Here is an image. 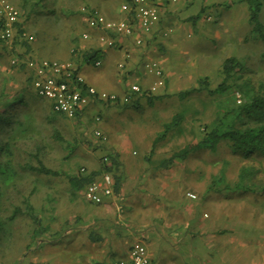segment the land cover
Here are the masks:
<instances>
[{"label":"rangeland","instance_id":"rangeland-1","mask_svg":"<svg viewBox=\"0 0 264 264\" xmlns=\"http://www.w3.org/2000/svg\"><path fill=\"white\" fill-rule=\"evenodd\" d=\"M8 1L21 12L24 31L26 30L25 32L32 37L31 45L38 48L39 57L55 62L74 61L69 52L73 48L79 49V41L82 40L85 29L80 8L90 9V0ZM203 1L195 0V4L203 5ZM210 1H214L215 5H205V10L202 11L204 19H211L210 21L206 20L207 27L203 29V32L194 33L193 39H186V42L183 43L189 56H186L187 59L184 60L186 66L181 70L188 74L183 75L182 80L174 86L179 90H174V94L169 97V105L162 107L163 116L182 115L183 120L179 126L173 127L165 133L162 139L168 143L164 147L168 152L161 156L163 158L159 155L156 157V155V163L168 158L171 152H175L189 143L198 142L205 128H210L218 118L219 111L232 108L242 102V97L236 90L230 89L224 95L212 96L206 89H199V83L204 79H207L210 89L216 88L221 83L223 79L222 64L226 58L236 57L243 65V71L239 74L242 80H250L255 87H258L259 84L264 86V40L251 31L249 23L250 6H260L259 22L264 25V0ZM111 2L119 11L122 0H112ZM17 44L20 42L0 43V97L4 96L3 99L6 96L12 97V94L26 84L25 74L10 60L13 55L12 50L19 49L16 47ZM75 53L77 54V52ZM190 64L193 66L192 72L187 67ZM100 70L93 65L82 64V75L101 89L99 91L112 94L111 85L102 81L97 83ZM104 80L106 81V79ZM27 91L36 103L30 99L27 106L19 107L18 103H15L16 105L10 108L9 113L23 126L18 127L16 123H12L6 126L5 131L0 134L3 141L7 140L5 138L9 130L12 133L16 132V136H18L17 143L13 148L15 150L14 160L8 170L9 172L11 169L12 172H9L6 177H0L2 192L0 198V264H40L39 261H42L43 257L51 255L40 256V252L36 250L38 246L36 241L43 238L38 237L37 224L33 228L31 220H28L24 216L25 213H22L26 210L24 200L28 197L34 210L37 213L40 212L39 206L49 205H46L44 198L49 197L53 190L56 191L52 184L57 183L58 190L61 188L65 190L68 185L66 174L86 172L88 159V155H85L86 149L93 148V152L97 150V147H92L93 143L88 141V139L94 141L95 138L94 129L98 124L94 121L96 112H90L88 116L90 118L85 117L82 124L78 121L63 119L61 116H57V120L54 121L53 116L55 115L49 113L47 101L40 99L33 92L31 94L29 90ZM181 93H185V96L180 97ZM12 99L14 100V98L10 99L13 102ZM160 100L165 99L150 100L145 97L144 106L140 107V112L133 111L127 114L126 118L133 115L140 116L139 114L158 116L159 109L149 106L148 102L154 101L152 103L154 104ZM0 110H3L2 105ZM116 111L121 112L122 110L117 108ZM104 115L108 117L106 113L102 112L103 120ZM114 116L115 120L109 124L113 132L120 131L121 127L128 129L132 125L130 119H125V125H123L121 122L124 116L120 113ZM145 122L141 117H136L135 124L140 128L144 126ZM53 123L60 128L64 142L59 143L52 138ZM114 123L117 124L115 127ZM162 128L157 130V133L162 132ZM22 129L25 130L23 136L20 134ZM129 136L135 139L131 132ZM140 140L142 139L136 137L135 141L129 142V149L134 152L131 158L134 160L142 159L144 156ZM36 152L42 158L45 166L59 172L60 176L49 177L22 170V166L28 160L36 165L33 157L28 155L32 156ZM101 153L99 152L97 155H102ZM186 159L188 171L186 174L187 184L182 192L183 205L186 207L197 205L198 207L195 209L197 217L205 218L203 222L206 223L213 220L214 213L217 211L227 210L230 236L233 238L228 243V246H233L232 254L229 252L230 254L227 256L228 264H264V194L235 191L233 186L238 180V173L245 161L239 156L233 155L226 142L221 143L215 152L194 151ZM0 161L5 162L4 155L0 156ZM95 161H98V157H95ZM255 165L259 166L257 163ZM13 171L16 172V175H13ZM220 176L224 177L222 181H218ZM258 179V181L264 182V171L258 174ZM187 194H193L195 199L189 198ZM15 207H18L21 212L10 221L9 218L13 215ZM132 214L135 215L136 212H132ZM26 223L30 224L29 228ZM121 223L123 228L117 227L119 232L128 227L125 220H122ZM136 225H140L138 220L129 223V227L132 229H136L134 227ZM134 241L133 237H129L127 243L131 245ZM188 243L187 239L180 238L181 246H189ZM216 254V251H212L210 257L216 258ZM50 263L48 261V264Z\"/></svg>","mask_w":264,"mask_h":264},{"label":"crops","instance_id":"crops-1","mask_svg":"<svg viewBox=\"0 0 264 264\" xmlns=\"http://www.w3.org/2000/svg\"><path fill=\"white\" fill-rule=\"evenodd\" d=\"M111 1L90 0V9L108 20L123 19L124 15L119 13ZM209 4L213 6L215 2L204 0L201 5L195 4V0H178L174 4L167 1L158 27L147 35L136 32L144 38V46L140 48L134 45L133 38L120 37L116 38L117 48H102L98 43V36L101 32L88 29L84 23L83 34L88 33L90 39L83 40L82 38L79 41V49L73 48L69 53L74 60L70 62L77 67L86 86L101 90L82 75L83 63L92 66V62L87 63L83 59V54L87 52H97V59L101 62L98 67L101 70L97 83L101 81L108 83L113 88L111 92L119 96L124 95L128 87L133 84L139 85L143 93H146L145 91L154 78L145 72L143 65L147 59H154L158 61L163 70L165 86L153 97L156 100H165L156 101L154 104H152L154 101L148 102L149 106L159 109L158 116L139 114L140 116L133 115L126 118V115L133 111L140 112L144 98L149 97L146 94L132 98L131 103L134 107L92 104L74 119L62 117L81 124L85 117L90 118L88 117L90 112H96L95 117L99 118L98 122L94 119L98 123L94 132L100 131L106 137V141L88 139L90 143H93L92 147L96 146L97 150L93 152V148L86 149L85 155H88V159L84 174L101 171L102 159L108 155L115 159L117 167L116 164L112 165V194L104 197L100 204L94 205L86 201L84 188L74 191L68 182L65 190L62 188L58 190L57 183H54L52 187L56 188V191L53 190L49 197L44 198L46 205H49L39 206L40 212L38 213L34 211V217L38 218V222H32L30 217L24 214L33 223V228L37 224L38 237L43 238L36 241L38 243L36 250L40 252V256L51 254L49 257H43L42 261H39L40 264H48V261L51 262L50 264H113L116 261H129L132 245L127 243L129 237H133L134 242H140L146 247L149 264H196V261H198L197 264H203V262L204 264H228L227 256L233 251V246H228V243L233 238L230 236L227 210L217 211L214 213L213 220L208 223L203 222L205 218L197 217L195 212L197 205L188 207L183 205L182 192L187 184V159L174 160L164 165L163 162L174 153L173 151L162 162H155L156 155V157L158 155L161 157L168 152L164 148L168 143L162 138L158 139L156 135H161V131L157 132L173 118V114L163 116L162 107L169 105V97L174 94V90H179L174 86L182 80L183 75L188 74L181 70L186 66V61L184 62L187 59L186 56H189L183 43L186 39H193L194 33L203 32V29L207 27L202 11L205 10L204 6ZM21 17L20 24L23 25ZM169 30L172 31L168 32ZM31 43L17 44L16 47L19 49L12 50L11 63L13 59L46 60L39 57L38 48L32 46ZM124 53H129L130 59L126 61L125 70L121 72L117 69V65L124 61ZM191 64L187 65L190 72L193 70ZM20 65L21 63L15 66ZM24 71L30 73L28 70ZM31 90L35 94L32 88ZM46 101L49 113H53L50 102ZM117 108L122 111L117 112ZM102 112L108 116L104 115V120L101 117ZM119 113L124 116L121 122L123 125H125V119H130L132 125L128 129L121 127L120 131L115 133L109 124L115 120L114 115ZM136 117H141L146 121L143 127L140 128L135 124ZM53 118L56 121L57 114ZM116 125L114 123V127ZM130 132L135 139L136 137L142 139L140 140L144 150L142 159L131 158L134 152L129 149V142L135 139L129 136ZM99 152H102V155H97ZM95 157H98V161H95ZM76 174L77 172L68 173L66 176H76ZM101 174L99 172L97 178ZM58 176H60L59 172ZM132 212L136 214L133 215ZM122 220H125L128 227L119 232L117 227L123 228ZM135 220L140 222V227L136 225L134 226L136 229H132L129 223ZM29 225L26 223L28 228ZM180 238L187 239L189 246H181ZM212 251L217 252L216 258L210 257Z\"/></svg>","mask_w":264,"mask_h":264},{"label":"trees","instance_id":"trees-1","mask_svg":"<svg viewBox=\"0 0 264 264\" xmlns=\"http://www.w3.org/2000/svg\"><path fill=\"white\" fill-rule=\"evenodd\" d=\"M259 10L260 6H250L251 14L249 17V23L251 26V31L257 34V36L261 40H264V25L259 22ZM18 27L19 29L23 30L22 24H20ZM13 42L16 41L14 40ZM97 58V52H87L83 54V59L87 63H93ZM16 67L23 68L22 70H20L26 76V84L22 86L23 88H20L19 91L12 94V97L14 98V100L12 99L13 102L10 100L12 98L10 96H6L4 99V96L0 97V107L1 105L3 107V110H0V134L5 131L6 126L11 125L12 123H16L18 127L23 126L9 114L10 108L16 105L15 103H18L19 107L27 106L30 100L36 103L35 99H31V97L28 95L29 92L27 91L29 90L31 94L33 92L31 90V88L33 89V81L35 79L33 72H31V70L26 68L24 65ZM24 70H28L30 71V73L28 74ZM242 71L243 65L240 63V61L236 57H229L223 61L221 72L223 79L216 88L210 89L207 79H204L199 83V89H206L207 92L212 96L224 95L230 89L236 90L240 93L242 102L232 108L219 111L218 118L214 121V123L211 124L210 128H205V131L198 142L189 143L183 148L175 151L165 162H163V164L167 165L169 163H172L174 160H184L189 156V154L194 151L207 150L209 152H215L217 147L221 143L226 142L231 153L235 156H239L245 161V164L241 167L238 173V180L233 185L234 190L243 193L264 194V182L258 181V174L261 171H264V86L263 84H259L258 87H255L250 80H242L239 75ZM146 94L147 93H142L141 95L145 96ZM34 95H36V93ZM179 96L183 97L185 96V93H181L179 94ZM148 98L150 100L154 99V97L152 96H149ZM131 102L123 106L126 108L134 107L133 103ZM52 112L54 113V115L57 114V116L67 118L62 114L55 113L53 110ZM78 116L79 115H77L76 117ZM182 120V115L173 116L170 122L164 124L163 131L161 132V135L158 136V139L163 138L168 130L173 129V127L179 126ZM23 131L25 130H20L21 136L25 135V133L23 134ZM52 131V138L54 139V141L59 143L64 142L61 130L57 127V125L54 124V126H52ZM17 138L18 136H16V132L12 133L10 130L7 131V135L5 138L7 139L6 141H3L2 138H0V156L4 155L5 158V162L2 163L0 161V177H6L9 172H12L11 169L9 172L8 170L10 168V165L12 164V161L14 160L15 150H13V148L17 143ZM38 152H40V149H38ZM28 155L30 157H33L36 165H33L31 161L28 160L22 166V170L31 171L45 176H58V172L51 170L47 166H45L42 158L37 154V152L35 154H32V156L30 154ZM107 158L108 162L102 163V170L99 171L102 174H111L113 170L112 165L116 164V161L114 158H112V156L108 155ZM109 162H111V164H109ZM255 163L259 164V166L257 167ZM115 166L117 167V164ZM99 172L91 174H82L81 172H77L76 176L69 175L66 177L72 189L74 191H80L82 188H85L87 185L92 183L99 175ZM13 175H16V172L13 171ZM219 178L218 181H222L224 179V177L222 176H220ZM1 197L2 192L0 185V198ZM24 204L26 210L22 213H26V215L30 217L32 222L37 223L38 218L34 217L35 210L28 197L25 198ZM19 212H21L20 209L18 207H15L13 209V215L10 216L9 220L11 221Z\"/></svg>","mask_w":264,"mask_h":264},{"label":"built area","instance_id":"built-area-1","mask_svg":"<svg viewBox=\"0 0 264 264\" xmlns=\"http://www.w3.org/2000/svg\"><path fill=\"white\" fill-rule=\"evenodd\" d=\"M169 3H176L178 0H122L119 13L124 18L117 21L106 19L100 13L81 7L80 12L84 23L88 29L100 31L98 43L102 48H117L116 38H133L134 45L138 48L144 46V38L141 34H150L158 27L161 13ZM20 11L16 9L8 0H0V42L12 43L14 40L31 42L33 39L24 30L19 29ZM210 21V18H206ZM169 30L168 32H171ZM83 40H89L88 33L82 35ZM124 61L117 65L119 71H124L126 61L130 59L129 53H124ZM21 63L31 70L35 76L33 90L40 98L50 102L55 113L62 114L68 119H74L77 115L92 104L102 105H125L131 102L134 96L143 93L142 88L133 84L128 87L124 95L108 94L98 91L91 86H86L83 77L78 72L77 67L72 62H55L49 60L35 59H13L12 64ZM93 66L99 67L100 60H95ZM145 72L154 79L145 91L148 96H156L164 86L165 77L163 70L154 59H147L143 65ZM240 100L238 99V103ZM98 122L99 118L95 117ZM94 137L102 142L106 137L95 131ZM103 163L108 162L107 157H103ZM113 180L110 173H103L92 183L84 188V198L91 204L98 205L104 197L112 194ZM191 199H195L193 194H187ZM149 257L146 247L140 242H134L130 248L129 261H116L113 264H149Z\"/></svg>","mask_w":264,"mask_h":264}]
</instances>
